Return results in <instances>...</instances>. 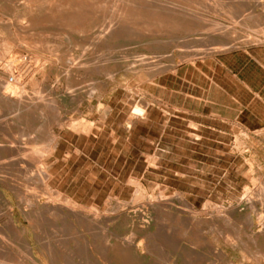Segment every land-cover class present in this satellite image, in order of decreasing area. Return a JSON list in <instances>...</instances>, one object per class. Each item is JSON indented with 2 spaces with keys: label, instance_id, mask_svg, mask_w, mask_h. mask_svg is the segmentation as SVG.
Segmentation results:
<instances>
[{
  "label": "rangeland",
  "instance_id": "374dc122",
  "mask_svg": "<svg viewBox=\"0 0 264 264\" xmlns=\"http://www.w3.org/2000/svg\"><path fill=\"white\" fill-rule=\"evenodd\" d=\"M39 1L41 0H31L33 4L28 3L33 7V12L40 16L41 11L46 8L48 11L53 7L52 11L48 12L57 15L60 19L59 25L54 27L48 23L46 27L44 24L42 27L38 24L27 33L18 29V35L14 28L17 31L19 24H25L22 18L25 17L27 0H0V56L7 58L0 60V69L1 65H23L22 70H26L33 64L40 69L42 62L45 66L44 69L29 73L26 78L28 82L26 79L24 82L27 102L40 94L43 96L39 97L40 100L36 98L39 101L43 99L42 110L32 109L30 113L22 114L19 110L0 102V262L4 260L2 258L8 257L11 262L20 264H127L128 261V264H264V237L258 241L250 239L252 233L257 234L261 229L258 217L264 215V207H261L264 206V124L257 126L252 120L246 119L247 114L239 115L236 103L231 102L227 94L219 88L226 80V67L236 70L239 65L248 61V54L264 55V8H261L264 0H134L136 3L133 0L132 3L131 0H124L123 3L127 4H123L126 5L124 15L119 0H45L46 7L40 4L43 0ZM86 1L89 6H85ZM192 1L193 7L190 6L193 5ZM50 4L52 5L49 6ZM61 6L68 13L63 12ZM165 11L168 15H164ZM113 12L115 19H126L129 26L119 29L117 33L120 35L116 33L113 40L96 43L94 40L103 28L114 20ZM17 15L20 17L17 18ZM202 16L204 17L201 18ZM69 18L73 21L82 20L86 24V27L83 26L85 30L83 27L77 30L69 20L68 23L64 20ZM190 18L192 23L188 22ZM7 19L11 22L6 23ZM171 20H174V23ZM130 22H133L132 25ZM182 22L185 27L181 25ZM7 25L9 28H6ZM186 26L194 28L190 30ZM87 27L92 31L89 32ZM7 29H11L10 32L16 35L13 37L14 34H8ZM73 29L75 31L71 33ZM32 31L37 34L34 35ZM44 31L50 34L56 32L51 36ZM30 33L38 42H34L32 36L29 37ZM38 35H41L40 38ZM72 39L74 41H71ZM39 40L44 41L42 43ZM46 42L48 46L45 45ZM219 42L221 50L212 51L214 47H219ZM33 43L43 44V47ZM55 45L64 46H59L58 50ZM94 49L96 51H93ZM44 50L49 51L47 53ZM104 51H108L109 56L107 52L104 54ZM53 52H56V55ZM62 54L66 58H63ZM27 55L31 56V59ZM36 56L37 59H43L41 63ZM55 57L61 62H57ZM20 58H23V61ZM28 60H31V65ZM105 60L108 63L103 71L100 66L103 65L101 62H107ZM98 61L99 64L96 63ZM49 64H53V68L48 69ZM97 65L102 72L96 68ZM76 77L78 79H75ZM31 85L37 86V89L33 87L31 90ZM91 86L94 91L90 90ZM67 90H70L71 94H68L70 92ZM33 91L35 94H32ZM229 92L235 93L234 88H229ZM52 97L53 104L49 103ZM246 97V94H242V100ZM106 106L110 108L103 120ZM136 108L142 109L140 114H135ZM261 116L264 117V113ZM72 120V123L84 122L85 130L72 128ZM65 124L66 126H63ZM45 134L47 136L44 137ZM53 135L57 137L55 150L52 155L44 150L45 154L41 148L46 146L47 138L49 142ZM23 154L26 157L22 158ZM16 155L18 158H25L34 169L31 165L27 167L24 162L16 164L13 159ZM43 164L50 175L47 184L50 191H53L52 194L47 193L42 181L35 177V169L41 168ZM34 188L37 194L33 193ZM56 189L61 197L54 193ZM15 192L22 194L16 195ZM137 192L142 195L139 196ZM31 197L33 199L29 200ZM65 197L73 199L82 212L90 216L92 213L96 216L99 214L97 221H93L92 217H78L77 222V217L68 211L62 213L49 207V201L54 200L53 203L58 204ZM21 199L31 205H27L26 201L20 202ZM36 199L38 202H34ZM45 208L50 214L52 210L53 214H47ZM124 209L126 210L122 211ZM218 211L224 212L225 215ZM250 215L255 224L248 226L245 223ZM231 233L233 234L230 235ZM231 237L234 239L229 240ZM189 248H192L190 250L193 255L190 254ZM2 254L5 256L1 257Z\"/></svg>",
  "mask_w": 264,
  "mask_h": 264
},
{
  "label": "bare ground",
  "instance_id": "6f19581e",
  "mask_svg": "<svg viewBox=\"0 0 264 264\" xmlns=\"http://www.w3.org/2000/svg\"><path fill=\"white\" fill-rule=\"evenodd\" d=\"M21 1H22V0H21ZM33 1H34V0H33ZM35 1L37 2V0H35ZM41 1H42V0H41ZM41 1H39V2H41ZM44 1H45V0H43V3H40V4H43V5L46 7V5L44 4ZM48 1H51V0H48ZM90 1H92V0H90ZM115 1H116V0H114V2H115ZM117 1H118V0H117ZM127 1H128V0H127ZM129 1H130V0H129ZM136 1H137V0H136ZM138 1H141V0H138ZM175 1H176V0H175ZM179 1H180V0H179ZM181 1H182V0H181ZM184 1H185V0H184ZM188 1H189V0H188ZM193 1H194V0H193ZM193 1H192V2H193ZM195 1H196V0H195ZM200 1H201V0H200ZM220 1H221V0H220ZM226 1H227V0H226ZM230 1H231V0H230ZM232 1H234V0H232ZM36 2H34V3H36ZM45 2H47V1H45ZM52 2H53V1H52ZM61 2H62V1H61ZM81 2H82V1H81ZM101 2H102V1H101ZM109 2H110V1H109ZM111 2H112V1H111ZM119 2H121L120 5L122 6V7H121L122 15H124V14H125V11H126V5H127V4H126V3H123L124 0H119ZM130 2L132 3V0H131ZM133 2H134V0H133ZM145 2H146V1H145ZM159 2H160V0H159ZM162 2H164V1L162 0ZM162 2H161V3H162ZM20 3H22V2H20ZM28 3H32L31 0H27V5H25V6H26V9H25V11H26V12H25V17L23 16L24 18H22L23 20H25V24H24V25H22L23 23H22V24H19V23L17 22L18 19H17V21H16V18H15V21H16L20 26L17 24V25H18V26L16 25V26L18 27V28H17V31H16V29L14 28V30H15V31L13 30L14 32L17 33V32H18V29H21L20 31L24 30V32L27 33V32H30L31 29H33L34 26H38V24H41L42 27H43V24H44V26H45V25L48 24V23H49V25L51 24V26H54V27H55V26L57 27V25H59L60 19L57 17V15H53L54 12H53V14H52V13L49 14L50 12H48V11H52L53 7H52L51 10H50V9H49V8H50L49 6H51L53 3L50 4L49 6L47 5L49 10L47 11V10H46L47 8H46V9H45L46 11H45V10H44V11H41L42 15H40V16H39V15H36V14L33 12V10H32L33 7H30ZM64 3H66V2H64ZM64 3H63V4H64ZM87 3H89V2L86 1L85 6H89V4H87ZM102 3H103V2H102ZM134 3H136V2H134ZM138 3H139V2H138ZM146 3H147V2H146ZM165 3H166V2H165ZM175 3H176V2H175ZM181 3H182V2H181ZM188 3H189V2H188ZM188 3H187V4H188ZM195 3H196V2H195ZM198 3H199V2H198ZM214 3H215V2H214ZM217 3H218V2H217ZM223 3H224V1H223ZM9 4H11V3H9ZM15 4H16V3H15ZM32 4H33V3H32ZM32 4H31V5H32ZM37 4H38V3H37ZM40 4H38V5H40ZM63 4H62V6H63ZM108 4H109V3H108ZM108 4H106V6H108ZM117 4H118V3H117ZM117 4H116V5H117ZM123 4H126V5H123ZM151 4H152V3H151ZM151 4H150V5H151ZM167 4H170V3H167ZM171 4H172V3H171ZM179 4H180V3H179ZM179 4H178V5H179ZM200 4H201V3H200ZM215 4H216V3H215ZM220 4H221V2H220ZM55 5H56V4H54V6H55ZM69 5L71 6L70 3H69ZM97 5H99V4H97ZM100 5H101V4H100ZM111 5H112V4H111ZM114 5H115V4H114ZM140 5H141V4H140ZM153 5H154V4H153ZM180 5H182V4H180ZM185 5H186V2H185ZM185 5H184V6H185ZM189 5H190V4H189ZM196 5H197V4H196ZM203 5L205 6L204 3H203ZM211 5H212V4H211ZM228 5L230 6V3H229ZM260 5H261V4H260ZM25 6H24V7H25ZM28 6H29V7H28ZM56 6H57V5H56ZM56 6H55V7H56ZM59 6H60V5H59ZM62 6H61V8H62ZM64 6H65V4H64ZM70 6H69V8H70ZM74 6H75V5H74ZM101 6H102V5H101ZM103 6H104V5H103ZM106 6H105V7H106ZM144 6H145V5H144ZM167 6H168V5H167ZM190 6L193 7V6H194V2H193V5H190ZM201 6H202V5H201ZM223 6H225V5H223ZM226 6H227V5H226ZM15 7H16V6H15ZM98 7H99V6H98ZM109 7H110V6H109ZM113 7H114V6H113ZM115 7H116V6H115ZM119 7H120V6H119ZM131 7H132V6H131ZM134 7H135V6H134ZM160 7H161V6H160ZM160 7H158V8H160ZM182 7H183V6H182ZM182 7H181V8H182ZM185 7H186V6H185ZM187 7H188V6H187ZM192 7H190V8H192ZM214 7H215V6H214ZM219 7H220V6H219ZM262 7L264 8V4H263V3H262L261 8H262ZM34 8H35V7H34ZM66 8H67V7H66ZM71 8H74V7H71ZM92 8H93V7H92ZM136 8H140V9H141V7H136ZM161 8H163V7H161ZM161 8H160V9H161ZM175 8H176V7H175ZM178 8H180V7H178ZM188 8H189V7H188ZM196 8H198V6H197ZM203 8H204V7H203ZM16 9H17V8H16ZM43 9H44V8H43ZM97 9H98V8H97ZM104 9H105V8H104ZM104 9H103V10H104ZM140 9H139V10H140ZM143 9H144V8H143ZM160 9H159V10H160ZM168 9H169V8H168ZM184 9H185V8H184ZM186 9H187V8H186ZM186 9H185V10H186ZM205 9H206V8H205ZM68 10H69V9H68ZM103 10H102V11H103ZM105 10H107V9H105ZM113 10H115V9H113ZM116 10H117V8H116ZM118 10H119V9H118ZM145 10H147V9H145ZM155 10H156V7H155ZM155 10H154V11H155ZM165 10L168 11L167 9H165ZM189 10H190V9H189ZM198 10H199V9H198ZM209 10H210V8H209ZM234 10H235V9H234ZM58 11H60V10H58ZM62 11H63V12L66 11L65 13H68V11L65 10V9L63 10V8H62ZM70 11H71V10H69V12H70ZM108 11H109V10H108ZM149 11H150V10L148 9V13H149ZM166 11H165V13H167ZM169 11H170V9H169ZM193 11H196V10L193 9ZM6 12H7V11H6ZM63 12H61L62 15L65 14V13H63ZM71 12H72V11H71ZM100 12H101V11H100ZM109 12H110V11H109ZM115 12H120V11H115ZM115 12H113V15H114ZM137 12H139V11H137ZM143 12H144V11H143ZM143 12H142V13H143ZM158 12H159V11H158ZM163 12H164V11H163ZM170 12H173V10L170 11ZM174 12H175V11H174ZM178 12H179V11H178ZM189 12H190V13H193L192 11H189ZM206 12H209V11H206ZM206 12H200V13L203 14V13H206ZM228 12H230V11H228ZM9 13H10V12H9ZM9 13H8V14H9ZM16 13H17V12H16ZM36 13H37V12H36ZM76 13H78V12H76ZM102 13H103V12H102ZM105 13H106V12H105ZM161 13H162V12H161ZM165 13H164V15H168V13H167V14H165ZM175 13H177V11H176ZM182 13H183V12H182ZM186 13H187V12H186ZM186 13H185V15H186ZM196 13H198V11H197ZM103 14H104V13H103ZM179 14H181V13H179ZM194 14H195V12H194ZM259 14H261V13H259ZM50 15H52V16H50ZM65 15L67 16V14H65ZM65 15H64V16H65ZM69 15H70V14H69ZM78 15H79V14H78ZM177 15H178V14H177ZM192 15H193V14H192ZM262 15H263V14H262ZM14 16H16L15 13H14ZM21 16H22V15H21ZM64 16H63V17H64ZM93 16H94V15H93ZM103 16H104V15H103ZM118 16H121V15H118ZM160 16H161V15H160ZM175 16H176V15H175ZM175 16H174V18H175ZM182 16L184 17L183 14H182ZM187 16H188V13H187ZM199 16H201V15L199 14ZM5 17H6V16H5ZM18 17H20V15H19V16L17 15V18H18ZM84 17H85V16H84ZM88 17H89V16H88ZM90 17H91V16H90ZM94 17H96V16H94ZM100 17H102V16H100ZM100 17H98V18L100 19ZM113 17H114V20H113V21H110V23L108 24V26L105 27V29L103 28V31H102V32L100 31L101 33L96 37V40H94V41H97L96 43H99V44L101 43V44H102V43H104V42H106V41H110V39L113 40V39L115 38V35H116V33L118 32L119 29L124 28V27L127 28V27L129 26V22H127L126 19H123V18H117V19H115V18H116L115 15H114ZM152 17H153V16H152ZM155 17H156V16H155ZM155 17H154V18H155ZM163 17H164V16H162V19H163ZM172 17H173V16H172ZM183 17H182V18H183ZM203 17H204V16H202L201 18H203ZM57 18H58V19H57ZM67 18H68V17H67ZM72 18H73V17H72ZM85 18H86V17H85ZM85 18H84V19H85ZM98 18H96V19H98ZM102 18H103V17H102ZM102 18H101V19H102ZM105 18H106V17H105ZM130 18H131V17H130ZM160 18H161V17H160ZM170 18H171V17H170ZM170 18H169V19H170ZM178 18L180 19L179 16H178ZM182 18H181V19H182ZM184 18H185V17H184ZM199 18H200V17H199ZM199 18H198V19H199ZM254 18H255V17H254ZM260 18H261V16H260ZM260 18H259V19H260ZM3 19H4V18H3ZM11 19H12V17H11ZM11 19H10V20H11ZM13 19H14V18H13ZM13 19H12V20H13ZM20 19H21V18H20ZM96 19H95V20H96ZM155 19H156V18H155ZM165 19H166V16H165ZM169 19H168V21H169ZM192 19H193V18H192ZM4 20H5V19H4ZM64 20L67 21V23H68V20H69V21L72 23V26H74L77 30L80 29L79 27L82 28L84 25H86V24H84V22H83L82 20H81V21H80V20H78V21H73V20L70 19V18H69V19H64ZM85 20H86V19H85ZM93 20H94V19H93ZM93 20H92V21H93ZM105 20H106V19H105ZM182 20H185V19H182ZM200 20H201V19H200ZM253 20H254V19H253ZM255 20H256V19H255ZM263 20H264V19H263ZM0 21H1V18H0ZM19 21H21V20H19ZM41 21H42V22H41ZM97 21H98V20H97ZM163 21H164V20H163ZM171 21H172V20H171ZM173 21H174V20H173ZM173 21H172V22H173ZM191 21H192V20H191V18H190V19L188 20V22L192 23ZM201 21H203V19H202ZM5 22H6V21H5ZM8 22H11V21H8V19H7V22H6V23H8ZM12 22H13V21H12ZM22 22H23V21H22ZM61 22H63V21H61ZM101 22H102V21H101ZM107 22H108V21H107ZM134 22H135V20H134ZM178 22H179V21H178ZM178 22H177V23H178ZM195 22H196V21H195ZM255 22H257V21H255ZM64 23H65L66 25H68L66 22H64ZM87 23H88V22H87ZM90 23H92V22H90ZM99 23H100V21H99ZM132 23H133V22H132ZM132 23L130 22L131 25H132ZM135 23H136V22H135ZM161 23H162V22H161ZM167 23H169V22H167ZM173 23H174V22H173ZM177 23H176V24H177ZM180 23H181V20H180ZM180 23H178V24L180 25ZM182 23H183V22H182ZM199 23H200V21H199ZM201 23H202V22H201ZM252 23H254V22H252ZM263 23H264V22H263ZM97 24H98V23H97ZM170 24H172V23H170ZM185 24H186V22H185ZM245 24H246V22H245ZM255 24H256V23H255ZM8 25H9V24H8ZM8 25H7L6 28H9ZM41 25H39V26H41ZM102 25H103V24H102ZM137 25H138V23H137ZM137 25L134 24V26H137ZM142 25H143V24H142ZM142 25H140V26H142ZM173 25H175V24H173ZM181 25H183V27H185V26H184V23L181 24ZM186 25L188 26V24H186ZM193 25H194V24H193ZM193 25H192V26H193ZM251 25H252V24H251ZM12 26L15 27L14 25H12ZM134 26H132V27L134 28ZM138 26H139V25H138ZM144 26H145V25H144ZM151 26H152V25H151ZM156 26H157V25H156ZM187 26H186V27H187ZM198 26H200V25H198ZM207 26H209V25H207ZM217 26H218V25H217ZM256 26H257V25H256ZM45 27H46V26H45ZM66 27H67V26H66ZM66 27H64V28H66ZM74 27H73V28H74ZM84 27H86V26H84ZM84 27H83V30H85ZM88 27H89V26H88ZM88 27L86 28L87 30H88ZM132 27H131V28H132ZM149 27H150V26H149ZM166 27H167V26H166ZM171 27H172V26H171ZM176 27H177V26H176ZM180 27H182V26H180ZM200 27H201V26H200ZM247 27H248V26H247ZM10 28H12V27L10 26ZM60 28H61V27H60ZM94 28H95V27H94ZM99 28H100V27H99ZM126 28H125V29H126ZM142 28H143V27H142ZM157 28H158V27H157ZM161 28H163V27H161ZM187 28H190V30H192V28H194V27H187ZM195 28H196V27H195ZM256 28H257V27H256ZM256 28H255V29H256ZM260 28H262V26H261ZM36 29H37V28H36ZM97 29H98V28H96V30H97ZM125 29H123V30H125ZM145 29H146V28H145ZM145 29H143V30H145ZM147 29H148V27H147ZM10 30H11V29H9V30L7 29V30H6V31H8V34H9ZM56 30H57V29H56ZM58 30H59V27H58ZM58 30H57V32H59ZM67 30L69 31L70 29L67 28ZM80 30H81V29H80ZM83 30H82V32H83ZM87 30H86V32H88V31L90 32V30L92 31L91 28H90V30H88V31H87ZM123 30H122V31H123ZM135 30H136V29H135ZM149 30H150V29H149ZM157 30H158V29H157ZM186 30H187V29H186ZM214 30H215V29H214ZM260 30H262V29H260ZM20 31H19V32H20ZM53 31H54V30H53ZM53 31H52V32H53ZM64 31H65V30H64ZM74 31H75V30L73 29L72 32H71V31H70V32L73 33ZM122 31H121V32H122ZM130 31H131V29H130ZM151 31H152V30H151ZM203 31H204V30H203ZM252 31H254V30H252ZM14 32H13V33L10 32V33L13 35ZM44 32H45V31H44ZM55 32H56V31H55ZM55 32H53L52 34H50V33H48V32H47V33L50 34V35L52 36ZM60 32L62 33V31H60ZM82 32H81V33H82ZM84 32H85V31H84ZM95 32H96V31H95ZM132 32H133V31H132ZM135 32H136V31H135ZM149 32H150V31H149ZM149 32H148V33H149ZM227 32H228V31H227ZM262 32H263V30H262ZM26 33H25V35H26ZM31 33L34 34L33 31H32ZM31 33H30V34H31ZM45 33H46V32H45ZM47 33H46V34H47ZM65 33H66V32H64V35H65ZM75 33H76V32H75ZM97 33H98V32H97ZM154 33H155V32H154ZM159 33H160V32H159ZM0 34H1V33H0ZM11 34H10L9 36H11ZM17 34H18V33H17ZM36 34H37V33H35L34 35H36ZM42 34H43V33H42ZM42 34H41V35H42ZM77 34H78V33H77ZM83 34H84V33H83ZM85 34H86V33H85ZM85 34H84V35H85ZM123 34H124V33H123ZM123 34H122V35H123ZM125 34H127V33H125ZM130 34H131V33H130ZM140 34H141V31H140ZM143 34H146V33L143 32ZM213 34H214V33H213ZM221 34H222V33H221ZM15 35H16V34H14L13 37H14ZM18 35H19V34H18ZM21 35H22V33H21ZM34 35L31 34V35H29V37H30V36L33 37ZM41 35H40V36H41ZM50 35H49V36H50ZM56 35H57V33H56ZM69 35H70V34H69ZM117 35H118V33H117ZM119 35H120V33H119ZM119 35H118V36H119ZM146 35H147V34H146ZM149 35H150V34H148V36H149ZM214 35H215V34H214ZM218 35H219V34H218ZM26 36H27V35H26ZM38 36H39V35H38ZM40 36H39V38H40ZM42 36H43V35H42ZM44 36H45V34H44ZM49 36H48V37H49ZM51 36H50V37H51ZM53 36H54V35H53ZM61 36H62V35H61ZM132 36H133V34H132ZM136 36H138V35H136ZM4 37H5V36H4ZM13 37H11V38H13ZM16 37H17V36H16ZM34 37H35V36H34ZM34 37H33V39H34ZM45 37H46V36H45ZM56 37H57V36H56ZM68 37H69V36H68ZM84 37H85V36H84ZM91 37H92V36H91ZM124 37L126 38V36H124ZM127 37H128V39H129V36H127ZM142 37H145V36L142 35ZM11 38H10V39H11ZM20 38H22V37H20ZM39 38H38V39H39ZM61 38H62V37H60V39H61ZM64 38H65V36H64ZM88 38H90V37H88ZM94 38H95V37H94ZM116 38H117V37H116ZM118 38H119V37H118ZM223 38H224V36H223ZM13 39H15V38H13ZM46 39H48V38H46ZM51 39H52V38H51ZM55 39H56V38H55ZM58 39H59V38H58ZM66 39H67V38H66ZM83 39H84V38H83ZM83 39H82V40H83ZM211 39H212V38H211ZM225 39H226V38H225ZM21 40H23V39H21ZM52 40H53V39H52ZM56 40H57V39H56ZM82 40H81V41H82ZM84 40H85V39H84ZM87 40H88V39H87ZM90 40H91V38H90ZM90 40H89V41H90ZM92 40H93V38H92ZM126 40H127V39H126ZM214 40H215V39H214ZM26 41H27V40H26ZM26 41H25V42H26ZM29 41H30V40H29ZM31 41H32V40H31ZM39 41H41V40H39ZM43 41H44V40H43ZM43 41H41V42L43 43ZM47 41L49 42V39H48ZM67 41H68V40H67ZM71 41H74V40L72 39ZM75 41H76V40H75ZM168 41H169V40H168ZM216 41H217V40H216ZM259 41H260V40H259ZM34 42H38V40L35 41V39H34ZM83 42H84V41H83ZM83 42H82V43H83ZM87 42H88V41H86V43H87ZM90 42H92V41H90ZM224 42H225V41H224ZM224 42H223V44H225ZM27 43H28V42H27ZM44 43H45V42H44ZM46 43H47V42H46ZM50 43H51V42H50ZM50 43H49V44H50ZM52 43H53V42H52ZM52 43H51V44H52ZM82 43H81V44H82ZM163 43H165V42H163ZM217 43H218V42H217ZM219 43H220V42H219ZM260 43H261V42H260ZM10 44H11V43H10ZM12 44H13V43H12ZM33 44H37V43H33ZM39 44H40V42H39ZM39 44H37L36 46H38ZM54 44H55V42H54ZM73 44H74V43H73ZM73 44L71 45L72 47H73ZM91 44H92V43H91ZM93 44L95 45V43H93ZM106 44H107V43H106ZM227 44H229V43H227ZM15 45H16V44H15ZM17 45H18V43H17ZM17 45H16V46H17ZM21 45H23V44L21 43ZM21 45H20V46H21ZM31 45H32V43H31ZM42 45H43V44H42ZM42 45H39V46L41 47ZM45 45L48 46V43L45 44ZM68 45H69V44H68ZM75 45H77L76 42H75ZM96 45H98V44H96ZM104 45H105V44H104ZM163 45H164V44H163ZM169 45H170V44H169ZM215 45H216V44H215ZM218 45H219V47H217V46L214 47V49H212V51H218V50H221V48H220L221 43L218 44ZM229 45H230V44H229ZM1 46H2V44H1ZM28 46H29V44H28ZM39 46H38V47H39ZM47 46H46V47H47ZM59 46H60V48H61V46H64V45H59ZM59 46H57V47H58V50H59ZM77 46H78V45H77ZM79 46H80V45H79ZM88 46H89V45H88ZM100 46H101V45H100ZM100 46H98V48H99ZM114 46H116V45H114ZM222 46H223V45H222ZM2 47H3V46H2ZM2 47H1V49L3 50L4 47H3V48H2ZM24 47H26V44L24 45ZM42 47H43V46H42ZM42 47H41V48H42ZM49 47H50V46H49ZM57 47H56V45H55V49H57ZM69 47H70V46H69ZM69 47H68V48H69ZM82 47H83V46H82ZM108 47H109V46H108ZM111 47H112V46H111ZM223 47H225V45H224ZM13 48H14V47H13ZM51 48H53V47H51ZM68 48H67V49H68ZM74 48H75V47H74ZM93 48H94V47H93ZM98 48H97V49H98ZM101 48H102V47H101ZM105 48H106V47H105ZM112 48H113V47H112ZM112 48H111V49H112ZM212 48H213V47H212ZM225 48H226V47H225ZM225 48H224V49H225ZM4 49L6 50V48H4ZM29 49L32 50L31 48H29ZM36 49H37V48H36ZM44 49H45V48H44ZM46 49H47V48H46ZM46 49H45V50H46ZM67 49H66V51L68 52ZM75 49H76V48H75ZM88 49H89V48H88ZM222 49H223V48H222ZM5 50H4V51H5ZM16 50H18V49H16ZM34 50H35V49H34ZM45 50H44V52H47V53H48L49 50H48V51H45ZM58 50H57V52H58ZM90 50H91V49H90ZM106 50H107V49H106ZM118 50H119V48H118ZM120 50H121V49H120ZM8 51H9V50H8ZM54 51H56V50H54ZM69 51H70V49H69ZM86 51H88V50H86ZM93 51H96V50L94 49ZM98 51H99V50H98ZM102 51H103V50H102ZM50 52H51V49H50ZM84 52H85V51H84ZM90 52H91V51H90ZM100 52H101V49H100ZM105 52H107V55H108L109 52H108V51H104V54H105ZM113 52H114V51H113ZM16 53H17V52H16ZM53 53H54V52H53ZM55 53H56V52H55ZM55 53H54V54H55ZM61 53H64V52H61ZM61 53H58V54H61ZM65 53H66V52H65ZM70 53H71V52H70ZM93 53H95V52H93ZM93 53H92V54H93ZM97 53H98V52H97ZM213 53H214V52H213ZM216 53H217V52H216ZM225 53H226V52H225ZM13 54H14V53H13ZM19 54H20V53H19ZM28 54H29V53H28ZM51 54H52V53H51ZM66 54H67V53H66ZM83 54H84V53H83ZM101 54H102V52H101ZM104 54H103V55H104ZM8 55H9V54H8ZM52 55H53V54H52ZM55 55H56V54H55ZM55 55H54V56H55ZM62 55H63V54H62ZM70 55H72V54H70ZM88 55H89V54H88ZM93 55H94V54H93ZM98 55H100V54H98ZM107 55H106V56H107ZM110 55H111V54H110ZM15 56H17V55H15ZM27 56H28V55H27ZM32 56H33V54H32ZM46 56H47V55H46ZM59 56H60V55H59ZM59 56H58V58H60ZM81 56H82V55H81ZM108 56H109V55H108ZM111 56H112V55H111ZM121 56H122V55H121ZM188 56H189V55H188ZM9 57H10V56H9ZM18 57H19V56H18ZM18 57H17V58H18ZM28 57H29V56H28ZM30 57H31V56H30ZM30 57H29V59H31ZM34 57H35V56H34ZM61 57H62V56H61ZM64 57H65V56L63 55V58H64ZM68 57H69V56H67V58H68ZM100 57H102V56H100ZM119 57H120V56H119ZM123 57H126V56L123 55ZM2 58H4V55H3V56H0V60H2ZM5 58H6V57H5ZM5 58H4V59H5ZM23 58H24V56H23ZM23 58H22V59L20 58V59L23 61ZM32 58H33V57H32ZM49 58H50V57H49ZM55 58H56V57H55ZM58 58H56V59H57V62L59 61ZM65 58H66V57H65ZM70 58L73 59V57H70ZM75 58H76V57H75ZM78 58H79V57H78ZM87 58H88V57H87ZM89 58H91V57H89ZM96 58H97V57H96ZM102 58H103V57H102ZM102 58H101V59H102ZM6 59H7V58H6ZM36 59H37V56H36ZM38 59L40 60V58H38ZM38 59H37V60H38ZM56 59H55V61H56ZM76 59H77V58H76ZM80 59H81V58H80ZM99 59H100V58H99ZM101 59H100V60H101ZM108 59H109V58H108ZM184 59H185V58H184ZM9 60H11V59H9ZM13 60H14V59H13ZM25 60H26V59H25ZM33 60H35V58H34ZM37 60H36V61H37ZM41 60H43V59H41ZM41 60L39 61L40 63L42 62ZM60 60H62V58H60ZM65 60H66V59H65ZM109 60H110V59H109ZM112 60H113V59H112ZM114 60H115V59H114ZM124 60H125V59H124ZM28 61H30L29 63H30V65H31V60H28ZM45 61H46V60H45ZM51 61H53V60H51ZM62 61H63V60H62ZM70 61H71V59H70ZM70 61H69V62H70ZM72 61H73V60H72ZM93 61H95V59H93ZM96 61H97V60H96ZM105 61H107V60H105ZM1 62H2V61H1ZM1 62H0V63H1ZM26 62H27V61H26ZM59 62H61V61H59ZM75 62H76V61H75ZM77 62H78V60H77ZM90 62H91V61H90ZM90 62H88V63H90ZM99 62H100V61H98V62H96V63L99 64ZM112 62H113V61H112ZM3 63H4V62H3ZM33 63H34V62H33ZM35 63H38V62H35ZM45 63H46V62H45ZM49 63H50V62H49ZM53 63H54V62H53ZM85 63H86V62H85ZM91 63L93 64V62H91ZM101 63L103 64V65H102L103 67L100 66L101 68H100V67H99V68L102 69V70L104 71V69L106 68V65H107L108 61L105 62V63H104V62H101ZM114 63H115V62H114ZM19 64H20V62H19ZM26 64H27V63H26ZM26 64H25V65H26ZM43 64H44V62H42V67H40V69H44V68H45V66H44ZM62 64H63V63H62ZM73 64H74V61L72 62V65H73ZM78 64H79V63H78ZM83 64H84V63H83ZM6 65H7V64H6ZM27 65H28V64H27ZM34 65H36V64H33V66H34ZM55 65H56V64H55ZM66 65L68 66V64H66ZM72 65H71V68L73 67ZM95 65H96V64H95ZM95 65H94V66H95ZM104 65H105V66H104ZM114 65H116V64H114ZM33 66H32V67L30 66V67H31L30 69L22 70L23 65H8V66H6V67H5V65H4V66H3V67H5L4 69H3L2 65H1V68H2L3 70L0 69V70H2V72L0 73V102L3 103V104H5L6 106H10V107H12V108H15V109L19 110L20 112H22V114H23V113L26 114V113H28V112L30 113V111H31L32 109H38V110L40 109V110H42V108H41V101H43V99L41 98L42 100L39 101V100H40L39 97L42 96L41 94H40V96H37V94H36V96L39 98V100H37V99H36L37 97H36L35 95H33V96L36 97V98H34V99L32 98V100L29 101V102H27V100H26V96H25L24 82L27 81V79H26V78H28L27 76L29 75V73H32V72L34 73L35 71L40 70L39 68H37V66H34V67H33ZM78 66L80 67V65H78ZM92 66H93V65H92ZM94 66H93V67H94ZM97 67H98V65L96 66V68H97ZM114 67H115V66H114ZM155 67H156V66H155ZM155 67H154V68H155ZM157 67H158V66H157ZM27 68H28V67H27ZM51 68H53V64H49L48 69H51ZM77 68H78V67H77ZM80 68H81V67H80ZM96 68H94L95 72H96V70L98 69V68H97V69H96ZM103 68H104V69H103ZM66 70H68V69H66ZM86 70H87V69H86ZM92 70H93V69H92ZM94 70H93V71H94ZM98 70H99V69H98ZM157 70H158V69H157ZM84 71H85V70H84ZM99 71H100V70H99ZM107 71H108V70H107ZM158 71L162 72L163 69H162V71H161V70H158ZM69 72H70V71H69ZM69 72H68V74H69ZM85 72H86V71H85ZM97 72H98V71H97ZM97 72H96V73H97ZM100 72H102V71H100ZM65 73H67V72H65ZM65 73H64V74H65ZM88 73H89V71H88ZM88 73H86V74L88 75ZM93 73H94V72H93ZM108 73H110V72L108 71ZM116 73H117V72H116ZM156 73H157V72H156ZM156 73H153V74H156ZM45 74H46V73H45ZM61 74H62V73H61ZM94 74H95V73H94ZM97 74H98V73H97ZM104 74H106V73H104ZM104 74H103V75H104ZM153 74H151V75H153ZM157 74H159V73H157ZM106 75H107V74H106ZM109 75H110V74H109ZM113 75H114V74H113ZM33 76H34V75H33ZM41 76H42V75H41ZM48 76H49V75H48ZM82 76H83V75H82ZM111 76H112V75H111ZM111 76H110V77H111ZM30 77H32V75L29 76V78H30ZM46 77H47V76H46ZM58 77H59V76H58ZM65 77H66V76H65ZM112 77H113V76H112ZM114 78H115V77H114ZM25 79H26V81H25ZM32 79H33V78H32ZM36 79H37V78H36ZM65 79H66V78H65ZM75 79H78V78L76 77ZM89 79H90V78H89ZM109 79H110V78H109ZM111 79H113V78H111ZM43 80H45V79H43ZM54 80H56V79H53V81H54ZM81 80H82V79H81ZM51 81H52V80H51ZM56 81H57V80H56ZM56 81H55V82H56ZM27 82H28V81H27ZM48 82H49V81H48ZM48 82H47V83H48ZM65 82H66V81H65ZM77 82H78V81H77ZM97 82H98V81H97ZM112 82H113V81H112ZM33 83H34V82H32V85H33ZM43 83H44V82H43ZM56 83H57V82H56ZM70 83H71V82H70ZM94 83H95V82H94ZM98 83H99V82H98ZM103 83H104V81H103ZM103 83H102V84H103ZM109 83H110V82H109ZM28 84H29V83H28ZM38 84H39V82H38ZM40 84H41V83H40ZM57 84H58V83H57ZM57 84H55V85H57ZM71 84H72V83H71ZM76 84H77V83H76ZM118 84H120V83H118ZM124 84H126V83H124ZM32 85H31V87H30V88H32L31 90H33V87L35 86V84H34V86H32ZM91 85H92V82H91ZM111 85H112V84H111ZM29 86H30V84H29ZM39 86H40V85H39ZM71 86H72V85H71ZM81 86H82V85H81ZM56 87H58V86H56ZM56 87H55V88H56ZM63 87H64V86H63ZM63 87H62V88H63ZM75 87H76V86H75ZM102 87H103V85H102ZM107 87H108V86H107ZM116 87H117V86H116ZM118 87H119V86H118ZM121 87H122V86H121ZM127 87H129V86L127 85ZM30 88H29V89H30ZM39 88H40V87H38V90H39ZM52 88H53V87H52ZM78 88H79V87H78ZM89 88H90V87H89ZM89 88H88V90H89ZM91 88H92V86H91ZM34 89H37V86L34 87ZM65 89H67L66 86H65ZM70 89H71V88H70ZM73 89H74V88H72V90H71L72 92H73ZM81 89H82V88H81ZM99 89H100V88H99ZM124 89H126V88H124ZM31 90H30V91H31ZM38 90H37V91H38ZM61 90H62V89H61ZM90 90H93V88L90 89ZM104 90H105V89H104ZM30 91H29V92H30ZM67 91H68V90H67ZM71 91L69 90L68 92H70V93H68V94H71ZM81 91H83V90H81ZM93 91H94V90H93ZM95 91H97V90H95ZM33 92H34V91H33ZM35 92H36V90H35ZM35 92L32 93V94H35ZM40 92L43 94V92H42L41 89H40ZM44 92H45V91H44ZM47 92H48V91H47ZM30 93H31V92H30ZM36 93H37V92H36ZM88 93H89V92H88ZM90 93H91V92H90ZM92 93H93V92H92ZM92 93H91V94H92ZM100 93H101V92H100ZM38 94H39V93H38ZM45 95H48V93H47V94L45 93ZM29 96H30V95H28V97H29ZM31 96H32V95H31ZM31 96H30V97H31ZM99 96H100V95H99ZM99 96H98V98H99ZM28 97H27V98H28ZM42 97H43V96H42ZM50 97H51V96H50ZM66 97H67V96H66ZM89 97H90V96H89ZM110 97H111V96H110ZM110 97H109V98H110ZM79 98H80V97H79ZM91 98H92V97H91ZM96 98H97V97H96ZM100 98H101V97H100ZM29 99H30V98H29ZM48 99H50V98H48ZM71 99H72V98H71ZM50 100H52V101H50ZM50 100H49V101H50L49 103H52V102H53V97H52ZM110 101H111V100H110ZM44 102H45V101H44ZM66 102H67V101H66ZM91 102H92V101H91ZM91 102H89V104H90ZM47 103H48V100H47L46 104H47ZM53 103H54V102H53ZM53 103H52V104H53ZM96 103H97V102H96ZM43 104H44V103H43ZM55 104H56V102H55ZM91 104H92V103H91ZM44 105H45V104H44ZM91 106H92V105H91ZM136 106H137V105H136ZM141 106H142V105H141ZM44 107H45V106H44ZM88 107H89V106H88ZM100 107H102V106H100ZM112 107H113V106H112ZM139 107H140V105H139ZM98 108H99V107H98ZM109 108H110L109 106H106V107H105V109H104V113H103V116H102V117H103V120H104V117H107V114H108V112H109ZM134 108H135V107H134ZM45 109H46V108H45ZM8 110H9V109H8ZM53 110H54V109H53ZM53 110H52V111H53ZM140 110H142V109H140V108H136V113H135V114H140ZM102 111H103V110H102ZM101 113H102V112H101ZM100 115H101V114H100ZM135 116L137 117V115H135ZM41 117H42V116H41ZM79 117H80V116H79ZM96 117H97V116H96ZM108 117H109V116H108ZM140 117H141V116H140ZM8 118H9V117H8ZM8 118H7V119H8ZM18 118H19V117H18ZM83 118H85V117H83ZM89 118H90V117H89ZM134 118H135V117H134ZM143 118H144V117H143ZM25 119H27V118L25 117ZM32 119H33V118H31V120H32ZM75 119H76V118H75ZM95 119H96V118H95ZM101 119H102V118H101ZM5 120H6V119H5ZM27 120H29V119H27ZM33 120H34V119H33ZM37 120L39 121V119H37ZM41 120H42V119H41ZM47 120H48V119H47ZM69 120H70V119H67V121H69ZM93 120H94V119H93ZM98 120H99V119H98ZM103 120H102V121H103ZM108 120H109V119H108ZM24 121H25V120H24ZM73 121H74V120L71 121V127H72V128H74V129H79V130H80V128H82V131L85 130V128H84V126H83V123H84V122L81 124V123H72ZM77 121H79V120H77ZM89 121H90V120H89ZM3 122H5V121H3ZM19 122H20V121H19ZM52 122H53V121H52ZM57 122H58V121H57ZM91 122H93V121H91ZM131 122H132V121H131ZM131 122H129V123L131 124ZM5 123H6V122H5ZM11 123H12V122H11ZM26 123H27V122H26ZM54 123H56V122H54ZM59 123H60V122H59ZM64 123H65V122H64ZM98 123H99V122H98ZM100 123H101V121H100ZM100 123H99V124H100ZM103 123H104V122H103ZM6 124H7V123H6ZM12 124H13V123H12ZM29 124H30V123H29ZM130 124H129V125H130ZM20 125H21V124H20ZM58 125H59V124H58ZM14 126H15V125H14ZM30 126H31V124H30ZM47 126H48V125H47ZM56 126H57V124H56ZM61 126H62V125H61ZM63 126H66V124L63 125ZM50 127H51V126H50ZM20 128H21V127H20ZM39 128H40V127H39ZM47 128H48V127H47ZM22 129H23V128H22ZM37 129H38V128H37ZM50 129H51V128H50ZM90 129H91V128H90ZM90 129H89V130H90ZM96 129H97V128H96ZM0 130H1V129H0ZM28 130H29V129H28ZM31 130H32V129H31ZM41 131H42V130H41ZM47 131H48V130H47ZM51 131H52V130H51ZM80 131H81V130H80ZM28 132H29V131H28ZM38 132H40V131L38 130ZM75 132H76V131H75ZM85 132H86V131H85ZM99 132H100V130H99ZM99 132H98V133H99ZM42 133H43V131H42ZM48 133H49V132H48ZM89 133H90V132H89ZM39 134H40V133H39ZM53 134H54V133H53ZM72 134H73V133H72ZM78 134H79V132H78ZM8 135H9V134H8ZM28 135H29V134H28ZM28 135H25V136L28 137ZM30 135H31V134H30ZM41 135H42V134H41ZM50 135H51V134H50ZM45 136H47V135L45 134L44 137H45ZM56 136H57V134H56ZM56 136H54V135L51 136V137L49 138V142H48V138H47V140H46V142H47V143H46V146H45V147H42V146H41V147H42L41 149L43 150L42 152L47 151L48 153H51V155H52L53 151L55 150L56 144H57V137H56ZM58 136H59V135H58ZM30 137H31V136H30ZM60 137H61V136H60ZM60 137H59V138H60ZM1 138H2V137H1ZM4 138H6V137H4ZM32 138H33V137H32ZM61 138H62V137H61ZM36 139H37V138H36ZM10 140H12V139H10ZM33 140H35V139H33ZM59 140H60V139H59ZM6 143H7V142H6ZM10 143H12V142H10ZM30 143H31V141H29V144H30ZM33 143H34V142H33ZM0 146H1V145H0ZM34 146H35V145H34ZM37 146H38V145H37ZM3 147H4V146H3ZM22 147H23V146H22ZM1 148H2V147H0V149H1ZM26 148H27V147H26ZM31 148H32V147H31ZM31 148H30V149H31ZM36 148H37V147H36ZM28 149H29V147H28ZM11 150H12V149H11ZM39 150H40V149H39ZM39 150H37V151H39ZM44 150H45V151H44ZM16 151H17V150H16ZM33 151H34V150H33ZM17 152H19V151H17ZM25 152H27V151H25ZM25 152H24V154H25ZM28 152H29V151H28ZM28 152H27V154L30 153V152H29V153H28ZM34 152L36 153V151H34ZM34 152H33V154H34ZM39 152H40V151H39ZM31 153H32V152H31ZM24 154H23V156H21L22 158H23V157H26V155H24ZM45 154H46V152H45ZM35 155H36V154H35ZM40 155H41V154H40ZM40 155H39V156H40ZM43 155H44V154H43ZM28 156H29V155H28ZM49 156H50V155H49ZM12 157H13V156H12ZM12 157H11V158H12ZM14 157H15V156H14ZM21 157L18 158L17 155H16V158H13V159H15L14 161L16 162V164L19 163V162H24V163L26 164L27 167H29L30 165L32 166V164H30V162L25 161V160H24L25 158L22 159ZM31 157H32V156H31ZM33 157H34V156H33ZM27 159H28V158H27ZM31 159H32V158H31ZM0 160H1V159H0ZM39 161H40V160H39ZM12 162H13V160H12ZM1 163H3V161H2ZM13 163H14V162H13ZM1 165H2V164H1ZM43 165H44V164H43ZM10 167H11V166H10ZM30 168H31V167H30ZM32 168L34 169L33 166H32ZM33 169H32V170H33ZM35 170H36V172H35V173H36V176H35L36 179L38 178L39 181H42V183H43L44 186H45V189L47 190V193L52 194L53 191H50V189L48 188V185H49V184H47V181H48V178L50 177V175H49V173L47 172L46 166L44 165V166H42L41 168H39V169H35ZM30 172H31V170H30ZM30 172H29V173H30ZM32 172H33V171H32ZM29 173H28V174H29ZM24 174H25V173H24ZM28 174H26V177H27ZM32 175L34 176V172H33ZM4 176H5V175H4ZM29 176H31V174H30ZM33 176L31 177L32 179H33ZM26 177H25V179H26ZM51 177H52V176H51ZM27 179L30 180L29 177H27ZM27 179H26V180H27ZM33 180L35 181V179H33ZM49 180H50V179H49ZM37 181H38V180H37ZM35 182H36V181H35ZM48 182H49V181H48ZM37 183H38V182H37ZM33 184H34V183H33ZM135 184H136V183H135ZM26 185H27V184H26ZM33 186H34V185H33ZM33 186H32V187H33ZM136 186H137V185H136ZM262 187H263V186H262ZM138 188H139V187H138ZM24 189H25V188H24ZM35 189H36V188H34V192H33V193H36V194H37L38 192H36ZM139 189H140V188H139ZM259 189H260V188H259ZM259 189H258V190H259ZM51 190H52V188H51ZM136 190H137V189H136ZM25 191H26V189H25ZM37 191H38V190H37ZM138 191H139V190H138ZM141 191H142V190H141ZM18 192H19V191H18ZM43 192H44V191H43ZM142 192H143V191H142ZM254 192H255V191H254ZM262 192H263V191H262ZM23 193H24V192H23ZM33 193H31V194H33ZM40 193H41V191L39 192V195H38V196H40ZM54 193H55L58 197H61V194H60V192H57V189H56V191H55ZM137 193H139L138 195L140 196L141 193H140V192H137ZM137 193H136V194H137ZM143 193H144V192H143ZM245 193H246V195H247V192H245ZM248 193H249V192H248ZM256 193H257V192H256ZM15 194L17 195V194H19V193H16V192H15ZM21 194H22V192H21L19 195H21ZM24 194H25V193H24ZM24 194H23V195H24ZM31 194H30V195H31ZM43 194H45V193H43ZM249 194H250V193H249ZM65 195H66V193H65ZM134 195H135V194H134ZM141 195H142V194H141ZM174 195H175V194H174ZM179 195H180V194H179ZM24 196H25V195H24ZM43 196H44V195H43ZM50 196H51V195H50ZM146 196H147V194H146ZM248 196H249V195H248ZM21 197H23V196H20V198H21ZM45 197H46V196H45ZM134 197H135V199H136V195H135ZM179 197H180V196H179ZM244 197H246V196H244ZM251 197H253V196H251ZM23 198H24V197H23ZM34 198H35V197H34ZM112 198H113V197H112ZM167 198H168V197H167ZM249 198H250V197H249ZM249 198H248V199H249ZM16 199H17V198H16ZM18 199H19V197H18ZM24 199H25V198H24ZM32 199H33V198L31 197V199H29V200H32ZM152 199H153V198H152ZM158 199H159V198H158ZM160 199H161V198H160ZM160 199H159V200H160ZM243 199H244V198H243ZM29 200H28V201H29ZM49 200H50V199H49ZM72 200H73V199H72ZM72 200L69 199V198H66V197H65V198H63V201L58 202V204L53 203L54 200H53V201H49V207H51V208H53V209H57L58 211H60V212H62V213H63L64 211H68L69 213H71V214H73L75 217H77V218H76V219H77V222H78V217H84V218H87V219L92 217L93 221H97V219H98L97 216H98L99 214L96 216L95 213H94V215H93V213L91 212L92 215L90 216V215H88V214L82 212V211L78 208V206L76 205V203L74 202V200H73V201H72ZM117 200H118V199H117ZM140 200H141V198H140ZM140 200H139V201H140ZM147 200H149V199H147ZM19 201H20V202H22V201L24 202V201H26V200L21 199V200H19ZM36 201L38 202L37 199H36L34 202H36ZM45 201H46V200H45ZM139 201H138V199H137V202H139ZM164 201H165V200H164ZM250 201H251V199H250ZM263 201H264V200H263ZM26 202H27V201H26ZM26 202H25V203H26ZM31 202H32V201H31ZM31 202H30V203H31ZM108 202H109V201H108ZM141 202H142V201H141ZM145 202H146V201H145ZM150 202H151V201H150ZM44 203H47V202H44ZM78 203H79V202H78ZM116 203H117V202H116ZM123 203H124V202H123ZM139 203H140V202H139ZM148 203H149V202H148ZM251 203H252V201H251ZM32 204H34V203H32ZM156 204H157V203H156ZM172 204H173V203H172ZM253 204L255 205L254 202H253ZM27 205L30 206L31 204H29V203L27 202ZM35 205H36V204H35ZM35 205H32V206L34 207ZM41 205H42V204H41ZM148 205H149V204H148ZM153 205H154V204H153ZM192 205H193V204H192ZM208 205H209V204H208ZM237 205H238V204H237ZM237 205H236V206H237ZM90 206H91V205H90ZM90 206H89V207H90ZM205 206H206V205H205ZM212 206H214V205H212ZM220 206H221V205H220ZM236 206H235V207H236ZM35 207H36V206H35ZM151 207H152V206H151ZM206 207H207V206H206ZM232 207H233V206H232ZM232 207H231V208H232ZM261 207L263 208L264 206H261ZM90 208H91V207H90ZM130 208H131V207H130ZM146 208H147V207H146ZM183 208H184V207H183ZM45 209H46V208H45ZM94 209H95V208L93 207L92 210H94ZM154 209H155V208H154ZM180 209H181V208H180ZM196 209H197V208H196ZM207 209H208V208H207ZM211 209L213 210V208H211ZM211 209H210V210H211ZM216 209H217V208H216ZM219 209H220V208H219ZM49 210H50V208H49ZM125 210H126V209H124V210H122V211H125ZM146 210H147V209H146ZM184 210H185V209H184ZM187 210H188V209H187ZM187 210H186V211H187ZM212 210H211V211H212ZM217 210H218V209H217ZM226 210H227V209H226ZM43 211H45V210H43ZM46 211L48 212L47 209H46ZM50 211H51V214H53V213H52V210H50ZM97 211H98V210H97ZM97 211L95 210V212H97ZM186 211H185V212H186ZM190 211H192V210H190ZM190 211H189V212H190ZM198 211H199V210H198ZM204 211H205V210H204ZM221 212H222V211H221ZM221 212L218 211V213H220V214H221ZM224 212H225V210H224ZM224 212H222V213L224 214ZM231 212H232V210H231ZM40 213H41V212H40ZM113 213H114V212H113ZM216 213H217V212H216ZM262 213H264V212H262ZM35 214H36V212H35ZM47 214H50V212H48ZM51 214H50V215H51ZM58 214H59V212H58ZM101 214H102V213H101ZM194 214H195V211H194ZM230 214H231V213H230ZM233 214H234V213H233ZM38 215H39V213H38ZM115 215H116V213H115ZM224 215H225V214H224ZM259 215H260V214H259ZM259 215H258V216H259ZM102 216H103V215H102ZM35 217H36V216H35ZM40 217H41V216H40ZM222 217H223V216H222ZM240 217H241V216H240ZM36 218H37V217H36ZM84 218H83V219H84ZM190 218H192V217H190ZM194 218H195V217H194ZM224 218H225V216H224ZM224 218H223V219H224ZM39 219H40V218H39ZM87 219H86V220H87ZM195 219H196V218H195ZM198 219H199V218H198ZM218 219H219V218H218ZM258 219H259L260 224H261V229L259 230V232H258L257 234H253V233H252L251 238H250L251 241H254V239H255L256 241H258L259 238L264 237V215L261 214V215L258 217ZM40 220H42V219H40ZM193 220H194V219H193ZM199 220H200V219H199ZM88 221H89V220H88ZM190 221H192V220H190ZM194 221H196V220H194ZM194 221H193V222H194ZM83 222H84V220H83ZM201 222H202V220H201ZM222 222H223V220H222ZM131 223H132V222H131ZM197 223H199V222H197ZM231 223H232V222H231ZM231 223H230V224H231ZM63 224H64V222H63ZM67 224H68V223H67ZM246 224H247L248 226L251 225V224H255V223H254V218H253L251 215L248 216V217L246 218V223H245V225H246ZM84 225H85V224H84ZM131 225H132V224H131ZM161 226H162V225H161ZM200 226H201V225H200ZM228 226H229V225H228ZM232 226H233V225H232ZM243 226H244V225H243ZM201 227H202V226H201ZM212 227H213V226H212ZM223 227H224V226H223ZM124 228H125V227H124ZM85 229H86V228H85ZM156 229H157V228H156ZM227 229H228V228H227ZM239 229H240V228H239ZM69 230H70V229H69ZM90 230H91V229H90ZM104 230H106V228H104ZM134 230H135V229H134ZM168 230H169V229H168ZM241 230H242V229H241ZM88 231H89V230H88ZM197 231H198V229H197ZM223 231H224V230H223ZM144 232H145V231H144ZM155 232H157V231H155ZM233 232H234V231H233ZM236 232H237V230H236ZM185 233H186V232H185ZM220 233H221V232H220ZM239 233H240V232H239ZM245 233H246V232H245ZM221 234H222V233H221ZM226 234H227V233H226ZM226 234H225V235H226ZM232 234H233V233H231L230 235H232ZM55 235H56V234H55ZM131 235H132V233H131ZM157 235H158V234H157ZM184 235H185V234H184ZM222 235H223V234H222ZM228 235H229V234H228ZM247 235H248V234H247ZM148 236H150V235L148 234ZM151 236H152V235H151ZM129 237H130V236H129ZM224 237H225V236H224ZM130 238H131V237H130ZM153 238H155V237H153ZM221 238H222V237H221ZM143 239H144V238H143ZM148 239H149V238H148ZM155 239H156V238H155ZM165 239H166V238H165ZM230 239H234V238L231 237V238H229V240H230ZM252 239H253V240H252ZM63 240H64V239H63ZM144 240H145V239H144ZM215 240H216V239H215ZM229 240H228V241H229ZM236 240H237V239H236ZM112 241H113V240H112ZM118 241H119V240H118ZM128 241H129V239H128ZM142 241H143V240H142ZM177 241H178V240H177ZM224 241H225V239H224ZM237 241H238V240H237ZM231 242H232V241H231ZM7 243H8V242H7ZM149 243H150V242H149ZM154 243H155V242H154ZM115 244H116V243H115ZM147 244H148V243H147ZM236 244H237V243H236ZM236 244H235V245H236ZM242 244H243V243H242ZM119 245H120V244H119ZM154 245H155V244H154ZM256 245H257V244H256ZM120 246H122V245H120ZM123 246L125 247V245H123ZM126 246H127V245H126ZM177 247H178V246H177ZM179 247H180V246H179ZM190 247H192V246H190ZM194 247H195V246H194ZM194 247H193V248H194ZM47 248H48V247H47ZM235 248H236V247H235ZM4 249H5V248H4ZM6 249H7V248H6ZM146 249H147V248H146ZM182 249H183V248H182ZM190 249H192V248H189V250H190ZM1 250H2V249H1ZM7 250H8V249H7ZM244 250H245V249H244ZM259 250H260V249H259ZM125 251H126V250H125ZM193 251H194V250H193ZM218 251H219V250H218ZM249 251H250V250H249ZM0 252H1V251H0ZM2 252H4V251L2 250ZM6 252H7V251H6ZM144 252H145V251H144ZM215 252H216V251H215ZM4 253H5V252H4ZM9 253H10V252H9ZM48 253H49V252H48ZM145 253H146V252H145ZM193 253H194V252H193ZM216 253H217V252H216ZM219 253H220V252H219ZM243 253H245V252H243ZM247 253L249 254V252H247ZM130 254H131V253H130ZM190 254H192V250H190ZM198 254H199V253H198ZM257 254H258V253H257ZM261 254H262V253H261ZM192 255H193V254H192ZM192 255H190V256H192ZM196 255H197V253H196ZM215 255H216V254H215ZM3 256H5V255L2 254L1 257H3ZM131 256H132V255H131ZM194 256H195V255H194ZM245 256H247V255H245ZM245 256H244V257H245ZM258 256H259V255H258ZM262 256H263V255H262ZM253 257H254V256H253ZM260 257H261V256H260ZM260 257H259V258H260ZM16 258H18V257L16 256ZM127 258H128V257H127ZM195 258H196V257H195ZM251 258H252V257H251ZM256 258H257V257H256ZM259 258H258V259H259ZM2 259H4V260L1 261L0 264H20L19 262H16V263H15V262H11V260H10L8 257H4V258H2ZM217 259H218V258H217ZM263 259H264V258H263ZM0 260H1V259H0ZM214 260H215V259H214ZM253 260H254V259H253ZM29 261H31V260L29 259ZM192 261H194V260H192ZM188 262H189V261H188ZM32 263H33V262H32ZM128 263H129V261H128ZM128 263H127V264H128ZM130 263H131V262H130ZM255 263H256V262H255ZM255 263H254V264H255ZM258 263H259V261H258ZM147 264H149V263H147ZM165 264H166V263H165ZM210 264H211V263H210ZM231 264H232V262H231ZM256 264H257V263H256Z\"/></svg>",
  "mask_w": 264,
  "mask_h": 264
},
{
  "label": "crops",
  "instance_id": "0c3cea01",
  "mask_svg": "<svg viewBox=\"0 0 264 264\" xmlns=\"http://www.w3.org/2000/svg\"><path fill=\"white\" fill-rule=\"evenodd\" d=\"M248 55V61L236 70L226 67V80L219 88L231 102L236 103L239 115L247 114L246 119L261 126L264 124V117L261 116L264 113V55ZM229 88H234L235 93H230ZM242 94H246V101L242 100Z\"/></svg>",
  "mask_w": 264,
  "mask_h": 264
}]
</instances>
